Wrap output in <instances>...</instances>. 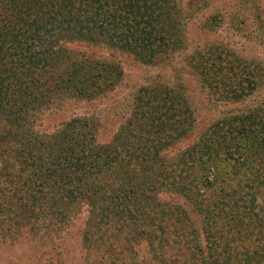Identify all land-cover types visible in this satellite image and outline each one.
<instances>
[{
	"label": "trees",
	"instance_id": "16d2710c",
	"mask_svg": "<svg viewBox=\"0 0 264 264\" xmlns=\"http://www.w3.org/2000/svg\"><path fill=\"white\" fill-rule=\"evenodd\" d=\"M118 2L0 0V176L15 182L11 187L4 180L7 189H2L4 198L0 199V229L37 232L43 215L59 216L63 208L80 200L90 213V233L95 236L92 251L99 259L107 256L109 264H120L118 248L131 252L129 244L144 239L151 241L155 251H175L174 258L158 259L159 264L183 259L186 264L187 258L177 253L189 242L175 238L186 227L189 230L191 223L184 203L157 201V190L167 187L194 203L192 208L204 216L201 222L209 218L210 231L214 225L220 230L217 225L227 222L242 227L230 241L221 232L214 236V247L223 246L228 253L213 259V264L230 260V264H264L263 254L257 252L264 243L257 245L256 237L247 238L248 223L262 217L256 191L264 188V114L257 107L244 116L224 119L223 127L206 128L175 162H168L164 153L175 136L164 132L172 124L176 107H182V114L185 108L180 93L171 88L157 93L158 99L146 93L142 112L151 107V100L168 102L152 109L155 118L148 122L140 121L142 112L137 123L127 119L126 130H120L110 144L95 143L92 129L76 117L50 133L35 130L29 113L48 103L50 96L57 94L59 104L84 96L95 82L112 86L120 74L113 65L94 62L89 66L73 58L62 47L64 42H103L144 63L184 48L182 25L171 0H121L123 14L117 11ZM231 57L219 81L236 100L245 91L233 72L238 66L234 61L241 59ZM206 63V59L197 63L202 70L199 75L210 84L221 72V62L213 70ZM245 80L247 86H255L252 76ZM187 130L186 126L176 137ZM195 219L198 223L199 218Z\"/></svg>",
	"mask_w": 264,
	"mask_h": 264
},
{
	"label": "rangeland",
	"instance_id": "374dc122",
	"mask_svg": "<svg viewBox=\"0 0 264 264\" xmlns=\"http://www.w3.org/2000/svg\"><path fill=\"white\" fill-rule=\"evenodd\" d=\"M171 1L177 12L176 18L179 17V25L180 23L182 25L184 48L173 50L167 58L160 56L152 63H144L130 53L103 42L86 40L64 42L62 47L73 58L89 66L94 62L113 65L120 74L112 86L105 84L103 87L102 83L95 82L83 92L84 96L64 99L59 104L57 94L50 96L48 103L29 113L35 119V130L50 133L62 122L76 117L86 123L89 131L92 129L95 143L110 144L120 130H126L127 119L137 123L138 113L147 105L146 93H154L155 99H158L157 93H162L165 88H171L175 94L180 93L178 95L185 108L182 114V107L180 105L176 107L175 114L171 117L172 124L164 132L175 136L172 145L164 152L168 162H175L176 156L191 146L206 128L217 127L227 118L244 116L248 114L247 110L255 107L260 109L259 114H264V0ZM122 4L120 0L117 7L120 14L124 12ZM108 11L111 13L113 9ZM231 54L241 59L234 61V65L238 66L233 67V72L236 73V82L245 91L236 100L231 99L230 94H226L225 87L219 81L226 61L232 58ZM203 59L207 60L208 70L209 68L213 70L215 65L217 67L219 61L221 62V72L213 76L217 79H212L210 84H207L204 75H199L202 70L197 63ZM249 75L254 78L253 88L246 85L245 79ZM178 101L175 100L177 103ZM167 102L168 100L163 102L160 98L155 104V101L151 100V107L140 113L142 115L140 121L148 122V118H155L150 111ZM142 104L143 107H140ZM188 112L189 119L186 118ZM182 120L184 121L179 123ZM187 123L189 125H186ZM144 126L151 134L153 130L149 125L145 123ZM186 126L188 127L186 134L176 137V134ZM79 139L78 135L77 141ZM121 174L119 171V175ZM4 180L11 187L15 185V182L11 184L8 178L0 176V199L4 198L2 189L4 191L7 189ZM256 192L262 217L248 223L247 238L256 237V243L260 245L264 243V188ZM157 194V201L162 204L184 203L182 208L191 226L189 230L186 227L183 233H178L175 240L189 242V245L179 249L177 253L182 255V258L183 256L187 258L186 264H213L215 258L219 259L228 253L223 246L215 248L216 240L213 238L221 232L229 241L236 239L239 230L242 229L241 226L227 222L217 225L220 230L214 225L210 231L211 221L209 218L203 221L204 224L200 221L204 216L199 215L198 209L192 208L193 202L184 200L183 196L180 197L179 193L167 187H161ZM62 211L59 216L53 214L52 218L43 215L39 220L41 225L38 231L30 232L31 234L26 232L27 228L16 232L13 230V233L0 229V264H109L107 256H101L99 259V256L93 254L92 241L95 236L90 233L93 225L88 222L90 213L87 205L76 200ZM195 218H199L198 223L195 222ZM134 243L129 244L131 252L121 250L122 248L118 246L120 264H159L158 259L175 257V251L170 249L162 248L155 251L149 240L140 239ZM257 252L264 256V246L259 247ZM184 260L176 264H183ZM230 263L233 261H228V264Z\"/></svg>",
	"mask_w": 264,
	"mask_h": 264
}]
</instances>
